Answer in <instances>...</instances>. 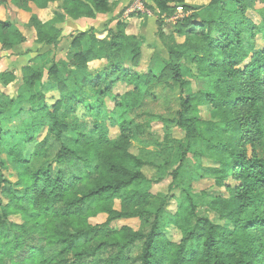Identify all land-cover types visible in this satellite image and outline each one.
<instances>
[{"label":"trees","instance_id":"16d2710c","mask_svg":"<svg viewBox=\"0 0 264 264\" xmlns=\"http://www.w3.org/2000/svg\"><path fill=\"white\" fill-rule=\"evenodd\" d=\"M13 1L0 0V7ZM27 1L39 8L67 2L75 20L112 15L119 6L116 0ZM141 1L157 13L168 49L162 66L152 59L147 70H136L147 43L128 34L118 17L104 37L95 28L79 32L66 62L53 63L47 79L25 64L15 98L4 88L17 77L1 75L0 264H264V45L250 51L244 41L259 34L264 40V9L260 26L248 16L258 0ZM178 7L190 14L170 27L163 21ZM31 21L40 42L56 43L54 23ZM2 30L24 40L8 21H0ZM192 80L208 86L194 89ZM119 83L131 89L116 93ZM164 84L180 91L170 115L151 110ZM154 121L163 124L160 140L151 132ZM112 127L119 130L113 140ZM174 128L186 145L174 138ZM133 143L139 154L130 150ZM192 150L213 162L197 168L199 178L214 179L225 194L183 191L167 220L181 233L174 242L161 228L169 196L126 191L159 181L167 166L177 165V181ZM12 167L15 181L6 175ZM100 214L107 221L92 224ZM128 218H138L140 227L111 225Z\"/></svg>","mask_w":264,"mask_h":264},{"label":"rangeland","instance_id":"374dc122","mask_svg":"<svg viewBox=\"0 0 264 264\" xmlns=\"http://www.w3.org/2000/svg\"><path fill=\"white\" fill-rule=\"evenodd\" d=\"M119 2V6L112 15L99 16L95 19L87 20H75L69 17L67 9L69 4L67 2H54L49 3L45 8H39L36 4L27 0H14L8 6L0 7V21L10 22L14 29L20 32L24 40L19 39L16 35L8 34L5 30L0 32V79L1 75L5 72H11L17 80L4 88L6 93L12 98L17 97L18 91L21 85L22 67L25 64H32L39 68L43 74L44 79H47L49 75V67L53 63H64L67 60V54L71 50V44L75 36L81 31H88L91 28H95L99 37H104L107 33L106 28H114L117 21L113 18H120L127 22V33L135 36L137 39L145 40L147 43L144 46V53L141 66L136 68L138 71H145L148 69L150 62L154 59L155 66H162L164 61L168 58V49L162 44L159 36V25L157 13L150 10L148 6L141 0H116ZM211 0H187L188 4L193 6H207ZM264 9V0H258L255 5L248 10V16L254 20L257 24L262 26L263 14L261 10ZM123 13L121 15V12ZM183 9L178 7L174 16L165 19L163 22L168 23L170 27H177L180 24V19L184 16H188L190 13H183ZM63 14V18H59L57 15ZM36 17L40 22L47 23L52 22L58 28L57 41L54 44L47 45L39 41L38 27L32 24L31 19ZM202 17H206L205 13H202ZM177 36V35H176ZM179 42H183L182 36H177ZM244 41L247 49L254 50L256 46L262 47L264 40L259 34L255 39H252L249 35L244 36ZM153 57V58H152ZM188 65L189 63H185ZM189 65H192L191 63ZM94 68L100 67V63L95 62L92 64ZM194 67V66H193ZM194 89L203 88L206 89L208 84L203 80H192ZM168 84V83H167ZM167 84H164L159 89H156L158 94V101L151 104V110L158 114L170 115L172 110L176 107V98L180 94L179 90H171ZM2 86L0 80V87ZM52 85L46 83V91L52 89ZM131 89L125 83L117 84L115 88L116 93H124ZM110 102V101H109ZM109 104H113L110 102ZM202 115L205 118L210 116V108L207 106L202 107ZM151 132L158 140L163 138V124L160 121H154L152 123ZM45 135L42 133L41 138ZM119 135L117 127H112L110 132V138L116 139ZM173 136L175 139L182 141L186 145L184 140V133L179 128L173 129ZM14 138L10 143H14ZM149 148H155L151 146ZM141 146L138 143H133L130 150L134 154H139ZM213 162L205 155L196 153L192 150L184 163V167L179 171V179L176 181L173 178V171L176 166L164 167L160 171L161 179L154 182H145L138 186H132L126 194L135 193H149L153 195H165L169 196V199L165 205V213L161 219V228L167 234L170 240L178 242L181 239V233L172 224L167 223L169 214H174L178 209L179 204L184 199L183 191L191 192L199 197L201 192L207 194L217 195L225 194L223 187H217L214 179L205 178L200 179L199 174L196 171L200 165L210 166ZM195 170V171H194ZM12 172V173H11ZM16 168H11L6 175L12 180H16L15 176ZM14 174V175H12ZM149 176L154 175V172L149 171ZM201 205L204 201L203 198H199ZM116 208H121V200L116 201ZM209 216L212 219H216L214 213H210ZM108 216L106 214H100L91 219L92 224H100L107 221ZM14 221L21 222L19 217H14ZM113 227L120 229L122 227H130L137 230L140 227V220L138 218H128L114 221L111 224Z\"/></svg>","mask_w":264,"mask_h":264},{"label":"crops","instance_id":"0c3cea01","mask_svg":"<svg viewBox=\"0 0 264 264\" xmlns=\"http://www.w3.org/2000/svg\"><path fill=\"white\" fill-rule=\"evenodd\" d=\"M84 20V19H83ZM85 20H87V19H85Z\"/></svg>","mask_w":264,"mask_h":264}]
</instances>
